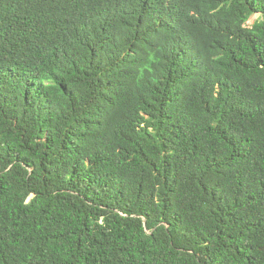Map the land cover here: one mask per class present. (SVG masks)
<instances>
[{"label":"trees","instance_id":"obj_1","mask_svg":"<svg viewBox=\"0 0 264 264\" xmlns=\"http://www.w3.org/2000/svg\"><path fill=\"white\" fill-rule=\"evenodd\" d=\"M0 264H264V0H0Z\"/></svg>","mask_w":264,"mask_h":264},{"label":"rangeland","instance_id":"obj_2","mask_svg":"<svg viewBox=\"0 0 264 264\" xmlns=\"http://www.w3.org/2000/svg\"><path fill=\"white\" fill-rule=\"evenodd\" d=\"M259 16H260V14H256V15H254V16L248 21V24H253L254 21H255L256 19L259 18Z\"/></svg>","mask_w":264,"mask_h":264}]
</instances>
